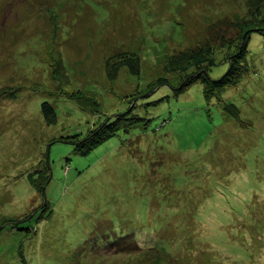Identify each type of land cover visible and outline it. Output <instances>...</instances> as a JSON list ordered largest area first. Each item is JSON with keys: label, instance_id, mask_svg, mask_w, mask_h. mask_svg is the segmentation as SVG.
Returning <instances> with one entry per match:
<instances>
[{"label": "rangeland", "instance_id": "1", "mask_svg": "<svg viewBox=\"0 0 264 264\" xmlns=\"http://www.w3.org/2000/svg\"><path fill=\"white\" fill-rule=\"evenodd\" d=\"M0 264H264V0H0Z\"/></svg>", "mask_w": 264, "mask_h": 264}, {"label": "trees", "instance_id": "2", "mask_svg": "<svg viewBox=\"0 0 264 264\" xmlns=\"http://www.w3.org/2000/svg\"><path fill=\"white\" fill-rule=\"evenodd\" d=\"M249 26L250 25H247V29L245 28V33L246 34H248V33L250 34L251 33L250 31H252V29H253L252 27H249ZM240 47H242V44L240 45ZM242 49H243V47L240 50H242ZM203 50L204 49H199V50H195V51H191V50L190 51L189 50L185 51L184 50V51L180 52V54H182L181 57L171 59V61H172L171 64L173 63L177 67V69L185 71L187 67L195 66V67L198 68V67L203 66V65L205 66L206 62H208V63H210V64H208V68L210 67V70H211V67L214 65V62L211 61L212 54H209V52H201ZM173 57H175V56L173 55ZM187 57H189L190 59H186ZM205 58L209 59V60H206ZM183 60H190V61L193 60V64H188L184 68H182L181 66L183 64ZM118 62H120V60ZM121 63H123L122 65L125 66L126 68H128L130 73H132L133 75H138L139 74L138 73V68L134 67V65L131 62H129V61H121ZM118 65H112V69L108 73L110 77L113 78V77L116 76V74H117V68L116 67ZM208 68H204L203 70L200 69V71H202V72L201 73L199 72L201 74V76H202V81L204 80L205 83L210 81V80L206 79V77H209L208 76L209 75V73H208L209 69ZM228 70H227V72H228ZM202 74H206V76H203ZM228 77H230V76L227 73L226 75L224 74L220 78H218V80L221 82V81H224L225 79H228ZM190 79H193V77H191ZM190 81L191 80H189V82ZM210 82H215V81H213V79H211ZM149 104H151V103H149ZM40 108H41L42 116H43L44 120L46 121V123L48 125L55 124L56 123V113H55V109L53 108V106L49 102L44 101V102L41 103ZM122 115H124V112H120L119 114H115L112 118L107 119V121L103 122L101 124V126H99L97 128V132H101V131L105 130V133L107 135V137L105 139L101 140L99 143H102V142L104 143L108 139L114 138L115 135L120 132L119 129H117L119 132H116V133H112L111 130H113V128H115V127H112V126L115 125V123L118 122L119 117L122 116ZM138 119H139V121L140 120L149 121V120H146L145 118H140L139 116H138ZM94 133H95V131H94ZM80 137H79L80 138L79 141H81V140L84 141L86 139H89L90 136L88 134L84 135V136L82 134H80ZM80 143H82V142H80ZM92 148H90V150ZM77 153L79 155H85L86 151H80V152H77ZM128 236L132 237L131 240H132V242H134V245H129L128 244L129 243V242H127ZM119 239L122 240L123 242H121L120 245H117L118 243H120ZM107 240H108L110 246L117 247L118 249H120L121 252L125 251L126 249L129 250V251H132V249H138V247H139L137 245L136 240H135V236L130 234V233H128V232H120L119 234L116 235V237H115V233H113L112 234V238L110 236V237L107 238ZM125 243H127V244H125ZM113 245H116V246H113Z\"/></svg>", "mask_w": 264, "mask_h": 264}]
</instances>
